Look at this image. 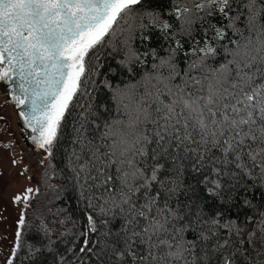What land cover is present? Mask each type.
I'll use <instances>...</instances> for the list:
<instances>
[{
	"label": "snow or ice",
	"instance_id": "obj_1",
	"mask_svg": "<svg viewBox=\"0 0 264 264\" xmlns=\"http://www.w3.org/2000/svg\"><path fill=\"white\" fill-rule=\"evenodd\" d=\"M153 3L0 0V83L32 142L51 156L75 98H86L69 155L86 223L78 253L75 242L67 252L92 264H264V211L250 194L264 189V0H172L166 13ZM118 32L119 47L106 39ZM106 44L122 53L108 72L127 83L93 79ZM33 192L13 202L26 209ZM25 218L5 264H15ZM50 231L42 226L47 243L29 255L69 264Z\"/></svg>",
	"mask_w": 264,
	"mask_h": 264
},
{
	"label": "trees",
	"instance_id": "obj_2",
	"mask_svg": "<svg viewBox=\"0 0 264 264\" xmlns=\"http://www.w3.org/2000/svg\"><path fill=\"white\" fill-rule=\"evenodd\" d=\"M180 3L184 5L188 3V0H180ZM188 6L191 7L192 5L188 4ZM153 7L159 8L162 12L166 13L172 8V0H154ZM195 15V12H193V18H195ZM164 19L172 22L175 30L179 29L180 23L174 16L169 17L165 15ZM239 26L243 27L242 24ZM199 34L200 22L197 21L193 24V35L199 37ZM152 36V46L157 47L160 50V54L164 55V49L167 47V44L160 38L159 33L153 31ZM229 36H231V33H229ZM106 39L111 40L119 47L124 39V35L118 32L115 37H108ZM184 39L187 40L188 38L184 37ZM188 47L189 43H185V48ZM101 51L103 53L101 60L103 67L99 69L100 75L94 76L93 79L97 81L103 80L104 76L107 75L114 85L120 82L127 83L129 76L126 72L117 76H112L108 72L109 67H118L117 61L121 58L122 53L116 54L112 46L108 44ZM178 62L182 68L186 67L183 54L178 56ZM150 70L151 60L149 58L146 66H137V75L134 79L139 80L144 71ZM95 95H97L98 100H107L110 93L106 89H98ZM84 102H86V98L84 97L75 98L73 105L66 114V118L62 122L52 155H47L45 173L47 174L48 180L52 183L51 194L47 197L43 195H37L35 197L34 206L28 211L29 221L22 233V247L15 258V264H40L41 259L46 261V264H53V257L46 251L41 258L36 260H33L29 255V245L35 248L39 247L41 242L47 243V239L43 236L42 226H46L51 230L50 238L55 242L54 251L65 255V259L69 264H92L87 255L80 254L74 257L72 253L67 252V249L73 247V242H75L76 246L73 251L78 253L80 241L77 240V237L82 231L83 225L86 223L82 213V205L74 189L72 181L73 174L69 170V155L74 147L78 148V146L72 143L75 136L74 125L77 122L80 112V108L77 105ZM250 194L254 197L253 203L257 208L264 211V189L256 187ZM61 221H64V223H61ZM62 233L64 235H61ZM187 238L191 239L192 233H188Z\"/></svg>",
	"mask_w": 264,
	"mask_h": 264
},
{
	"label": "rangeland",
	"instance_id": "obj_3",
	"mask_svg": "<svg viewBox=\"0 0 264 264\" xmlns=\"http://www.w3.org/2000/svg\"><path fill=\"white\" fill-rule=\"evenodd\" d=\"M0 94V264H5L15 241L17 221L21 211L26 212L23 233L29 221V212L33 208L37 195L45 197L51 194L52 183L45 173L47 153L35 155L32 150L23 147L17 139L15 115L10 101L3 100ZM15 161V163H13ZM26 188H32L29 206L14 203L13 197L22 194ZM38 189L39 191H35Z\"/></svg>",
	"mask_w": 264,
	"mask_h": 264
},
{
	"label": "flooded vegetation",
	"instance_id": "obj_4",
	"mask_svg": "<svg viewBox=\"0 0 264 264\" xmlns=\"http://www.w3.org/2000/svg\"><path fill=\"white\" fill-rule=\"evenodd\" d=\"M0 94H1V93H0ZM10 103H11V102H10ZM11 104H12V103H11ZM12 106H13V105H12ZM12 108H13V113H14V115H15V124H16V126H17V130H16V131H17V139H19V141H21V143L23 144V147L32 150V152H33L35 155L39 156V154L44 153V150L41 149V148H39L36 144H34V143L32 142V140L27 139V138L24 137V135L22 134L21 129H20L18 123H17V118H16V114H15V108H14V106H13Z\"/></svg>",
	"mask_w": 264,
	"mask_h": 264
},
{
	"label": "water",
	"instance_id": "obj_5",
	"mask_svg": "<svg viewBox=\"0 0 264 264\" xmlns=\"http://www.w3.org/2000/svg\"><path fill=\"white\" fill-rule=\"evenodd\" d=\"M0 93L2 94L1 98H2L3 100L5 99V100H9V101L11 102L10 98L6 95L5 86H4L2 83H0ZM11 103H12V102H11ZM12 105L14 106L13 103H12ZM14 108H15V106H14ZM15 114H16V118H17V123H18V125H19V127H20V129H21L22 134L24 135L25 138L31 140V136H32L33 134H32V132H31L30 129H25V128H24L23 122H22V121L19 119V117H18L17 109H16V108H15Z\"/></svg>",
	"mask_w": 264,
	"mask_h": 264
}]
</instances>
